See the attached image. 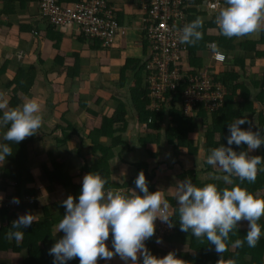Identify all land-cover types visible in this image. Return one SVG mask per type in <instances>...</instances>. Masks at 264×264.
Wrapping results in <instances>:
<instances>
[{"label":"trees","instance_id":"1","mask_svg":"<svg viewBox=\"0 0 264 264\" xmlns=\"http://www.w3.org/2000/svg\"><path fill=\"white\" fill-rule=\"evenodd\" d=\"M15 1L5 0V3L11 6L8 12L14 10ZM58 1L66 5L81 0ZM3 12L6 13L5 10ZM202 14L204 13L196 8L188 9L186 23L196 17H200L202 22L199 29L202 33L201 39L194 43H187L188 58L192 69H196L207 64L209 60L204 55L207 42H215L219 48L224 50L225 58L222 60L224 62L222 68L218 62L213 60L216 79L221 81L226 90L221 107L207 113L200 102L194 106L192 114H186L180 105V91L183 87L180 86L179 89L165 92L163 102L159 103L158 109L152 108L146 82L147 72H150L147 67L148 57L144 61L129 58L120 67V84L132 79L128 86L130 106H127L125 101L115 98L117 104L114 111L110 116H106L99 112L98 102L97 107L93 108L79 100L78 104L85 114L99 118V124L87 129L85 135L72 129L70 132L68 130L63 132L62 138L55 137L52 140L55 143H61L62 146L66 145L71 134L79 136L80 145L76 148V152L81 163L76 169L69 170L67 164L59 158V154L54 157V153L48 150L34 154L38 165L35 166V172H33V168L30 167L32 158L26 147V142L34 139L33 136H26L18 143L7 142L12 148L11 155L6 156L5 160L0 162V258L16 254L18 259L14 262L0 259V264H53V257L48 249L63 235L62 231L56 232L55 228L64 215L61 201L68 195H72L75 201L80 191L82 177L86 173L96 172L105 180L106 190H120L127 194L129 189H132L139 194L133 181L137 173L141 171L145 176L148 191L160 190L163 199L168 202L169 207L166 212L171 216L170 222L172 223L171 231L164 235L161 243L156 242L154 235L144 241L145 248L152 255L163 257L172 251L177 258L185 261V264H264V215L256 221L261 228V236L254 247H248L246 243H243L247 224L242 225L241 222L245 220L241 219L229 232L222 253L215 252L214 246L209 244L204 237L196 238L190 231L179 230L175 200L178 182L188 178L197 186L207 183L216 184L218 188L232 186L226 185L219 179L225 173L217 171L205 160L198 166H193L194 161H190L193 167L180 169L183 165L179 161V151L188 156L206 158L212 148L221 144L226 145L227 124L236 118H246L247 123L239 126L243 129L251 127L253 131L264 130V21H261L258 30L253 33L240 37H225L218 30L215 23L216 17H204V20ZM116 20L119 23L117 16ZM208 30H212L216 35H210ZM257 32L258 34L255 35ZM77 35L80 36L79 38L82 37V34ZM94 41L96 44L100 42L99 40ZM59 62L67 70V76L78 75L72 67L77 68L73 56L66 61L67 65L63 59ZM69 62L72 64L70 65ZM127 70L131 72L130 77L126 75ZM35 78L36 72L33 69L17 70L9 83L12 89L9 108H14L21 103V98L30 92ZM131 110L136 125L142 127L141 132L143 133V135L136 136V146H133L135 142H130L126 133ZM66 124L67 127L70 126V130L71 123L66 122ZM261 135L264 136V131ZM162 138L173 146L175 160L180 166L175 167L179 171L173 172V162L167 160L157 161L155 166H151L147 160H138L130 162L135 172L133 175L123 181L113 180L112 176L118 165L126 162V157L136 149H141L145 157L148 155L149 158H156L158 152H152L149 146L154 143L159 144ZM86 146L91 160H88L83 152ZM231 147L236 151L246 150L243 143L240 146L232 145ZM97 153L99 156L95 157ZM249 155H259L264 159V145L252 150ZM261 167H264V164L258 166L253 182L241 181L237 177H232V183L247 189L255 197L264 199V170H259ZM166 191H169V195ZM24 196H29L32 200L24 202L22 200ZM4 197L8 199L17 197L20 202L13 208L7 207L4 200H1ZM26 212L34 215V222L22 229L24 233L22 240L17 242L10 236L6 238L5 234L13 231L11 222ZM237 239L242 241L238 247L233 243ZM105 244L111 249V232ZM181 246L187 248L182 250ZM113 258L109 259L111 264H117L118 262ZM140 259L138 253V262ZM65 264H78V258L73 257ZM97 264L108 263L98 257Z\"/></svg>","mask_w":264,"mask_h":264},{"label":"clouds","instance_id":"2","mask_svg":"<svg viewBox=\"0 0 264 264\" xmlns=\"http://www.w3.org/2000/svg\"><path fill=\"white\" fill-rule=\"evenodd\" d=\"M261 21H264V0H224V6L219 8L215 18L219 32L225 37L253 33L258 30ZM201 23L200 17H196L184 24L179 29L180 43L199 41L202 37L199 30ZM217 52L224 54L225 58L224 50L218 46ZM219 53L216 58L222 59ZM218 63L220 68L224 66L223 61ZM6 103L0 102V129H3L0 133V162L11 155L12 148L7 142L18 143L26 136L37 133L41 125L40 104L35 98L25 99L18 107L7 110ZM245 123L246 118L241 117L227 124L226 145L212 148L205 161L225 173L219 179L226 185H232L230 188H218L213 183L197 186L188 178L178 182L176 187L179 230L190 231L196 238L204 237L217 253L224 251L229 232L241 219L247 221L243 243L254 247L261 236V228L256 221L264 215V199L233 184L231 179L237 177L241 181L253 182L258 166L264 164L261 156L249 155L252 150L264 145V136L261 135L264 130L239 127ZM242 143L246 150L236 151L231 147ZM259 170H264V167ZM133 183L139 194L132 189L127 194L106 190L105 180L96 172L82 177L75 201L72 195L61 201L64 215L55 228L63 235L48 249L53 264H65L73 257L78 258V264H97L98 257L107 260L114 254L124 264H185L172 251L163 257H156L145 248L144 241L154 235V220L159 219L172 227L171 216L166 212L169 204L160 190L148 191L142 171L137 173ZM1 200H11L14 204L20 202L17 197ZM33 222V214L26 212L19 215L11 222L13 231L6 233V238L10 236L19 242L24 234L22 229ZM109 232L111 249L105 244ZM156 242H160L159 237ZM233 243L238 247L242 241L237 239ZM138 253L141 257L139 262Z\"/></svg>","mask_w":264,"mask_h":264},{"label":"crops","instance_id":"3","mask_svg":"<svg viewBox=\"0 0 264 264\" xmlns=\"http://www.w3.org/2000/svg\"><path fill=\"white\" fill-rule=\"evenodd\" d=\"M107 2L115 8L119 24L126 28L125 35L115 37L110 48H104L100 42L99 45L94 40L88 41L83 36L79 38L76 25L73 23L62 28L50 26L39 17L36 0H16L14 10L11 12H8L11 6L5 3V0H0V102H7L5 110L9 108L8 103L12 97L9 83L17 70L33 69L36 72L30 92L15 106L18 107L28 98H35L40 104L41 125L37 133L32 135L34 139L26 142L32 163L36 160L35 153L51 150L54 157L59 154V158L67 164L69 170L80 165L81 160L76 152L80 145L78 135L71 134L66 145L62 146L61 143L52 141L55 137L62 138V133L66 130L70 132L73 129L85 135L87 129L99 124V118L85 114L78 104L79 100L93 108L97 107L98 102L99 112L106 116L113 113L117 104L115 98L125 101L126 105L130 106L128 86L132 79L120 84V67L129 58L144 61L148 55L147 43L144 44L146 40L140 30L142 11L140 5L134 1L107 0ZM208 32L210 35H216L212 30ZM257 34L258 32L255 35ZM71 56L75 58L77 65V68L72 67L80 76H67V70L59 62L63 59L67 65L66 61ZM126 75L130 77V70H127ZM132 115L131 110L126 133L130 140L135 141L142 127L136 125ZM66 122L71 123L70 130ZM2 131L3 129H0V133ZM198 137L200 138L199 134ZM159 144L160 146L156 147ZM159 144H150L158 152L156 162L162 160L173 162L172 169L175 172L177 170L175 166L179 164L175 160L173 146L165 140ZM133 146H136V143H133ZM87 151L86 146L83 148L86 157L89 155ZM133 153L138 156L143 154L141 157H145L139 148ZM169 154L172 156L171 160L168 159ZM179 155L185 154L179 151ZM97 156L98 153L95 157ZM182 156L179 157V161L183 165ZM191 157H187L185 161L187 165H192L190 161H194L195 164L199 159L196 156ZM90 158L89 156L88 160H91ZM130 165L127 162L120 163L112 176L113 180L123 181L133 175L135 172ZM155 165L157 163L153 166ZM32 168L34 170L36 167ZM105 261L111 264L109 259Z\"/></svg>","mask_w":264,"mask_h":264},{"label":"built area","instance_id":"4","mask_svg":"<svg viewBox=\"0 0 264 264\" xmlns=\"http://www.w3.org/2000/svg\"><path fill=\"white\" fill-rule=\"evenodd\" d=\"M39 17L55 28L66 24L76 25L77 34L88 40H99L102 47L110 48L117 36H123L126 28L116 20L115 8L107 0H81L62 5L58 0H36ZM140 5L142 15L140 30L147 42L148 62L146 82L151 98V107L158 109L163 102L165 92L181 88L180 105L186 114H192L197 103L207 113L221 107L226 93L221 81L216 79L212 60L224 59V54L217 52L215 42H207L205 57L207 64L192 69L188 58L187 43H180L179 29L186 24L188 9L196 8L202 18L216 17L224 0H127ZM205 17V18H204ZM213 45L215 50H213ZM219 53L223 58L217 59ZM25 200L31 197L25 196ZM5 205L15 206L11 200ZM162 211H164L162 209ZM167 223L154 220V236L161 243L165 234L171 231Z\"/></svg>","mask_w":264,"mask_h":264},{"label":"rangeland","instance_id":"5","mask_svg":"<svg viewBox=\"0 0 264 264\" xmlns=\"http://www.w3.org/2000/svg\"><path fill=\"white\" fill-rule=\"evenodd\" d=\"M261 71V70H260ZM208 115V114H207ZM139 134L140 135H143V133L141 132V129H140V131H139ZM133 142V140H130V142ZM164 140H162L161 142H163ZM135 142V141H134ZM160 142V143H161ZM136 143V142H135ZM160 146V144L159 145H157L156 147H159ZM149 148H150V150L152 151V152H156L157 150H154V147H152V146H149ZM45 149H46V147H45ZM143 152V151H142ZM169 153V152H168ZM143 155V154H142ZM142 155H137V154H135V153H133V152H131L127 157H126V162L127 163H130V161H138L139 159L140 160H146V158L148 157V155L146 156V157H141ZM85 156H87V155H85ZM182 156V155H181ZM180 156V157H181ZM88 157H89V155H88ZM87 157V158H88ZM187 157H188V155H184V156H182V158H183V161H184V163H183V168H180V169H188V168H191V167H193V166H198V165H201L202 164V162H203V160H205L206 161V158L205 157H201V158H199V159H197V161H196V163L192 166V165H187L186 164V160H187ZM194 156H192L191 158H193ZM195 158V157H194ZM57 159H59V158H57ZM168 159H172V156L169 154V156H168ZM190 160V159H189ZM147 161H148V163H150V164H156L157 162H156V159L153 157V158H147ZM169 161V160H168ZM31 163H30V167H35L36 165H38V161H37V159L34 161V163H32V161H30ZM190 163V162H189ZM153 165H151V166H153ZM211 166V165H210ZM211 167H213V166H211ZM214 168V167H213ZM178 169V168H177ZM217 171H221L219 168H215ZM72 171V170H71ZM177 171H179V170H177ZM33 172H35V170H33ZM120 191V190H119ZM167 193H168V195H169V191H166ZM44 194H46V193H44ZM61 196L63 197V193L61 194ZM60 197V196H59ZM3 199V198H2ZM241 224L242 225H246L247 224V222H245V221H242L241 222ZM187 247L186 246H181V249L182 250H185ZM231 249H233V247H231ZM114 258V260L115 261H117L118 263L117 264H124V262L120 259V257L119 256H113ZM0 259H8V260H10L11 262H14L16 259H18V256L16 255V254H10L8 257H6V258H0Z\"/></svg>","mask_w":264,"mask_h":264}]
</instances>
